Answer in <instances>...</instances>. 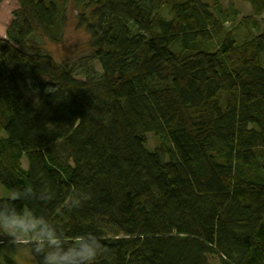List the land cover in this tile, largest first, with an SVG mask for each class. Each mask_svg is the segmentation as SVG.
<instances>
[{
  "label": "trees",
  "instance_id": "trees-1",
  "mask_svg": "<svg viewBox=\"0 0 264 264\" xmlns=\"http://www.w3.org/2000/svg\"><path fill=\"white\" fill-rule=\"evenodd\" d=\"M14 1L0 183L51 194L16 206L95 234L97 264H264V0L231 27L226 0H74L89 53L62 62L24 46L61 42L66 0ZM70 190L91 199L65 209ZM22 251L40 264L0 234V264Z\"/></svg>",
  "mask_w": 264,
  "mask_h": 264
},
{
  "label": "clouds",
  "instance_id": "clouds-1",
  "mask_svg": "<svg viewBox=\"0 0 264 264\" xmlns=\"http://www.w3.org/2000/svg\"><path fill=\"white\" fill-rule=\"evenodd\" d=\"M51 194L44 188L33 186L11 190L6 199H0V234L13 245H28L40 264H97L101 256L109 254L101 239L93 233H82L71 240L44 215L30 208L20 209L16 201L47 203ZM91 199L90 193L70 190L63 205L77 210Z\"/></svg>",
  "mask_w": 264,
  "mask_h": 264
},
{
  "label": "rangeland",
  "instance_id": "rangeland-1",
  "mask_svg": "<svg viewBox=\"0 0 264 264\" xmlns=\"http://www.w3.org/2000/svg\"><path fill=\"white\" fill-rule=\"evenodd\" d=\"M90 1L91 0H88L87 3ZM201 1L205 3L208 2V0ZM223 5L225 13L221 19H224L227 16L228 22L226 23V26L231 27L237 25L243 17L251 13L250 5L243 0H226ZM18 8V2L14 0H4L0 5V35H2V37L7 36L6 31L13 18V11ZM77 15L78 12L74 0H66L65 9L61 13V17L65 18L64 36L61 42L54 44L48 38L41 36V38L27 43L24 46L25 50L33 53L48 54L57 62H62L67 58L73 60L85 57L87 53H89L88 42L90 41V35L84 28H79L77 26ZM240 31L241 29L237 30V33H240ZM261 31L262 27L257 28L256 33H260ZM147 146L151 149H156L158 146L156 139L152 134L148 135ZM10 192V190L0 183V198L6 199ZM16 259L18 264H38L32 256L24 251H22ZM210 260L213 264H220V260L216 256Z\"/></svg>",
  "mask_w": 264,
  "mask_h": 264
}]
</instances>
